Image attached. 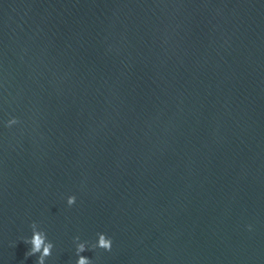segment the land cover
<instances>
[{
  "label": "water",
  "instance_id": "obj_1",
  "mask_svg": "<svg viewBox=\"0 0 264 264\" xmlns=\"http://www.w3.org/2000/svg\"><path fill=\"white\" fill-rule=\"evenodd\" d=\"M33 222L45 264H264V0H0V264Z\"/></svg>",
  "mask_w": 264,
  "mask_h": 264
},
{
  "label": "clouds",
  "instance_id": "obj_2",
  "mask_svg": "<svg viewBox=\"0 0 264 264\" xmlns=\"http://www.w3.org/2000/svg\"><path fill=\"white\" fill-rule=\"evenodd\" d=\"M18 121L13 118L7 122V126L11 127L12 125L16 124ZM76 201L75 196H69L67 199V204L72 206ZM32 229V236L30 239H26L24 243L29 244L30 250L25 253L26 257L38 255L36 264H45L46 258L52 255V249L54 247L53 243L47 240L46 233L38 230L37 224L33 222L31 224ZM98 240L96 243L91 245L92 249L100 248L105 251H111L112 248V240L110 237H107L104 233H98ZM75 241H79L80 238L77 236L74 238ZM87 242H78L76 244V256L78 259L76 260V264H92L91 259L81 255L85 251H88Z\"/></svg>",
  "mask_w": 264,
  "mask_h": 264
}]
</instances>
